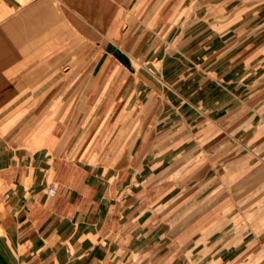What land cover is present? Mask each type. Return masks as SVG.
<instances>
[{"label":"crops","instance_id":"obj_1","mask_svg":"<svg viewBox=\"0 0 264 264\" xmlns=\"http://www.w3.org/2000/svg\"><path fill=\"white\" fill-rule=\"evenodd\" d=\"M0 264H264V0H0Z\"/></svg>","mask_w":264,"mask_h":264},{"label":"built area","instance_id":"obj_2","mask_svg":"<svg viewBox=\"0 0 264 264\" xmlns=\"http://www.w3.org/2000/svg\"><path fill=\"white\" fill-rule=\"evenodd\" d=\"M48 195L49 197H55L57 195V188H55L54 186H50L48 190Z\"/></svg>","mask_w":264,"mask_h":264},{"label":"rangeland","instance_id":"obj_3","mask_svg":"<svg viewBox=\"0 0 264 264\" xmlns=\"http://www.w3.org/2000/svg\"><path fill=\"white\" fill-rule=\"evenodd\" d=\"M215 151H217V150H215Z\"/></svg>","mask_w":264,"mask_h":264}]
</instances>
